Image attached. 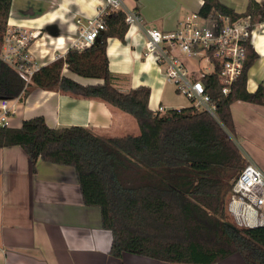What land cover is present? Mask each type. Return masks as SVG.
Returning <instances> with one entry per match:
<instances>
[{
  "label": "trees",
  "instance_id": "obj_1",
  "mask_svg": "<svg viewBox=\"0 0 264 264\" xmlns=\"http://www.w3.org/2000/svg\"><path fill=\"white\" fill-rule=\"evenodd\" d=\"M198 14L264 21V4L249 0L237 13L220 0H202ZM13 0H0V50L9 26ZM106 30L96 43L71 48L64 58L41 66L31 82L0 58V99L27 98L33 91H55L76 99L96 100L131 116L139 133L101 136L90 128H51L44 117L20 128L0 126V149L21 147L34 171L38 161L75 169L84 204L101 211L102 228L111 232V255L125 253L167 264H218L239 254L246 264H264V227H239L227 211L233 183L248 164L235 142L231 106H264V86L247 88L248 73L258 59L248 43L242 76L230 92L215 75L204 79L216 105V118L193 106L164 113L150 109L151 89L122 92L110 70L108 40L125 43L130 26L123 11L104 16ZM102 80L82 85L64 75Z\"/></svg>",
  "mask_w": 264,
  "mask_h": 264
},
{
  "label": "crops",
  "instance_id": "obj_2",
  "mask_svg": "<svg viewBox=\"0 0 264 264\" xmlns=\"http://www.w3.org/2000/svg\"><path fill=\"white\" fill-rule=\"evenodd\" d=\"M256 1L264 4V0ZM124 2L128 9L140 13L145 25L143 30L140 26L130 27L125 43L117 38L108 40L115 86L122 92L149 87V106L153 111L159 107L165 111L185 108V104L173 98L168 89L172 84L166 81L163 69L154 58L145 57V28L150 25L160 31H173L198 13L203 1ZM220 2L237 13L245 12L249 4V0ZM95 16L96 0H13L9 27L19 26L37 33L31 52L41 67L64 58L73 47L82 28L77 18L86 23ZM251 40L258 59L249 70L247 88L255 92L261 84L264 86V21L254 26ZM64 75L85 86L103 83L76 76L67 69ZM6 100L11 110L7 126L10 128H20L23 121L42 116L51 128L80 126L101 136L135 133L138 129L131 116L96 100L40 89L27 98ZM231 112L240 137L246 135L247 142L250 135H262L260 139H264V106L239 101L231 106ZM244 126L251 128L245 135L239 131ZM249 157L264 172V161ZM111 247L112 234L102 228L100 209L84 204L74 168L40 160L34 171L30 157L21 147L0 149V264H167L130 253L116 259L111 255ZM218 264L246 263L235 254Z\"/></svg>",
  "mask_w": 264,
  "mask_h": 264
},
{
  "label": "built area",
  "instance_id": "obj_3",
  "mask_svg": "<svg viewBox=\"0 0 264 264\" xmlns=\"http://www.w3.org/2000/svg\"><path fill=\"white\" fill-rule=\"evenodd\" d=\"M110 11H123L130 27L140 26L143 30V17L128 9L124 0H96L94 18L86 23L77 18L82 28L72 48L82 50L94 45L107 28L104 16ZM254 26L247 16L205 18L196 13L173 31L146 32L144 55L155 59L177 94L188 98L197 110L216 118V105L204 79L215 75L223 84V94L230 92L243 74ZM37 38V33L19 26H8L3 37L0 58L15 68L27 83L40 68L31 52ZM0 109V126L7 127L11 115L9 102L2 101ZM158 112L165 110L159 107ZM227 211L239 227H264V172L253 162H249L234 181Z\"/></svg>",
  "mask_w": 264,
  "mask_h": 264
},
{
  "label": "rangeland",
  "instance_id": "obj_4",
  "mask_svg": "<svg viewBox=\"0 0 264 264\" xmlns=\"http://www.w3.org/2000/svg\"><path fill=\"white\" fill-rule=\"evenodd\" d=\"M237 10H240L238 7H237ZM184 12H187V11H184ZM183 12V13H184ZM193 11H189V14H191ZM144 25H145V22H144ZM153 30H158L157 27H152L150 25H147V27L145 28V31L146 32H150V31H153ZM145 34V33H144ZM146 36V35H145ZM1 48H2V45H1ZM1 52V50H0ZM204 64V63H203ZM72 74V73H71ZM77 76V75H76ZM168 89L171 91L172 95H173V98L176 100V102H179V104H185L186 106L185 107H189V106H192V103L191 101L186 98L185 96L183 95H179L176 93L175 91V87L172 86V85H169L168 86ZM133 119V118H132ZM135 121V120H134ZM248 130H251L250 127L248 126H244V127H241V129L239 131L243 132L244 135L245 133H247ZM258 130V129H257ZM253 131L256 132V130L254 129ZM134 131H127L126 133L124 134H137L139 133V128L137 129V131L135 133H133ZM237 133V131H236ZM110 136V135H109ZM264 136V135H263ZM259 137V138H258ZM262 137V135H250L249 137V142H247V137L245 135V137H240L238 135V133L236 134V137H235V142L237 143V145L239 146V148L241 149L243 155L245 156L246 160H247V163L249 162H253L249 155L250 156H253V157H257L258 160H261L264 161V139H260ZM260 139V141H259ZM248 146V148H247ZM248 149V151H247ZM233 222H235L232 218H230ZM236 223V222H235Z\"/></svg>",
  "mask_w": 264,
  "mask_h": 264
}]
</instances>
